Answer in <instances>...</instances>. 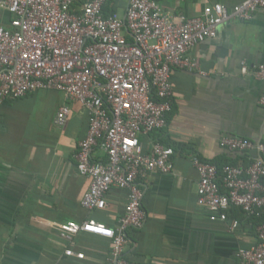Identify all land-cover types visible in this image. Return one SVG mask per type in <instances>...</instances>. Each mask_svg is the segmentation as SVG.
Segmentation results:
<instances>
[{"label": "built area", "instance_id": "2783aa9c", "mask_svg": "<svg viewBox=\"0 0 264 264\" xmlns=\"http://www.w3.org/2000/svg\"><path fill=\"white\" fill-rule=\"evenodd\" d=\"M108 6V0H0V105L54 90L87 112V131L74 155L78 173L90 178L80 203L89 211L105 209L113 188L127 191L126 202L111 228L94 219L55 226L69 240L81 231L108 237L110 264H145L124 254L128 231L142 228L146 220L139 180L153 171L171 173L175 152L160 142L145 150L140 138L165 126L172 70L205 74L190 50L214 38L225 21L250 20L264 0L233 7L214 2L179 20L157 0H126L122 14ZM240 71L264 81V63L242 61ZM70 113L67 104L60 105L54 124L64 126ZM219 145L255 153L246 167L190 157L198 173L197 205L210 221L227 223L234 232L241 220L231 216L232 209L248 222L264 214V142L222 136ZM252 228L255 241L238 249L239 264H264V221ZM65 254L84 257L71 248Z\"/></svg>", "mask_w": 264, "mask_h": 264}, {"label": "crops", "instance_id": "0c3cea01", "mask_svg": "<svg viewBox=\"0 0 264 264\" xmlns=\"http://www.w3.org/2000/svg\"><path fill=\"white\" fill-rule=\"evenodd\" d=\"M157 1L179 20L214 2L233 7L245 0ZM117 4L122 14L126 0ZM189 54L205 74L173 69L165 126L140 138L145 150L153 142L170 145L173 170L139 180L146 220L142 228L128 231L124 254L145 264H239L237 251L254 243V228L245 218L234 232L227 223L208 219L197 205L198 173L190 157L246 167L255 153L226 150L219 139L264 142V81L240 71L242 61L264 63V8L250 20L225 21L214 38ZM62 104L71 113L59 127L54 117ZM87 126V112L54 90L0 105V264H110L108 237L81 231L69 240L55 226L94 219L111 228L124 209L125 189L113 188L102 210L89 211L80 203L90 178L78 173L74 155ZM95 155L101 157L99 151ZM67 248L84 257L66 255Z\"/></svg>", "mask_w": 264, "mask_h": 264}, {"label": "trees", "instance_id": "16d2710c", "mask_svg": "<svg viewBox=\"0 0 264 264\" xmlns=\"http://www.w3.org/2000/svg\"><path fill=\"white\" fill-rule=\"evenodd\" d=\"M116 2H117V3H120L121 0H115V2H114V0H108L109 6L107 7V10H109L110 7H112L111 9H114L115 5L117 4ZM115 3H116V4H115ZM117 5H118V4H117ZM115 9H117V8L115 7ZM165 145H166V144H165ZM169 146H170V145H169ZM209 162L214 163V164H216L217 166H220V165H221L219 162H213V161H209ZM231 216H232V217H236V218H238V219H241V218H244V217H245V215H244L241 211L236 210V209H232V210H231ZM261 221H264V214H263L262 217H260V218L252 217V218L249 219V222L251 223V225H252L253 227L255 226V224H257V223H259V222H261Z\"/></svg>", "mask_w": 264, "mask_h": 264}, {"label": "rangeland", "instance_id": "374dc122", "mask_svg": "<svg viewBox=\"0 0 264 264\" xmlns=\"http://www.w3.org/2000/svg\"><path fill=\"white\" fill-rule=\"evenodd\" d=\"M122 1H123V0H121V2H120V6L122 5Z\"/></svg>", "mask_w": 264, "mask_h": 264}]
</instances>
